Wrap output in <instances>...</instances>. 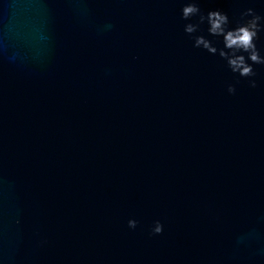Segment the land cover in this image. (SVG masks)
Returning a JSON list of instances; mask_svg holds the SVG:
<instances>
[{"label": "water", "instance_id": "water-1", "mask_svg": "<svg viewBox=\"0 0 264 264\" xmlns=\"http://www.w3.org/2000/svg\"><path fill=\"white\" fill-rule=\"evenodd\" d=\"M210 12L264 59V0H0V264H264V63Z\"/></svg>", "mask_w": 264, "mask_h": 264}, {"label": "clouds", "instance_id": "clouds-1", "mask_svg": "<svg viewBox=\"0 0 264 264\" xmlns=\"http://www.w3.org/2000/svg\"><path fill=\"white\" fill-rule=\"evenodd\" d=\"M198 11V8L194 5H189L184 8L185 17L190 16ZM259 17L251 21L247 26L239 27L235 30L225 31L224 25L227 23V16L220 12H210L209 21L211 23V33L225 36V44L229 49H243L244 51H251L250 59L256 63H264L255 50L254 40L257 36V21ZM189 32L193 31L190 26L187 29ZM198 44L205 43L203 40H198ZM207 47L208 45L205 44ZM215 51V49H210ZM226 55L225 53H221ZM230 65L233 67V71L240 70L242 75H250L252 69L245 64V58L243 56L236 57L229 60Z\"/></svg>", "mask_w": 264, "mask_h": 264}]
</instances>
